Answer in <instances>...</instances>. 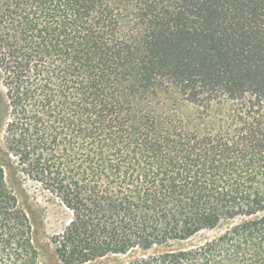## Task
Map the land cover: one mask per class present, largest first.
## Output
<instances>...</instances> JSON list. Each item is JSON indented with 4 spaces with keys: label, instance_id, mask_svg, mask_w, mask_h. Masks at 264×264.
Returning <instances> with one entry per match:
<instances>
[{
    "label": "trees",
    "instance_id": "16d2710c",
    "mask_svg": "<svg viewBox=\"0 0 264 264\" xmlns=\"http://www.w3.org/2000/svg\"><path fill=\"white\" fill-rule=\"evenodd\" d=\"M8 165L62 264H264V0H0V264H44Z\"/></svg>",
    "mask_w": 264,
    "mask_h": 264
},
{
    "label": "rangeland",
    "instance_id": "374dc122",
    "mask_svg": "<svg viewBox=\"0 0 264 264\" xmlns=\"http://www.w3.org/2000/svg\"><path fill=\"white\" fill-rule=\"evenodd\" d=\"M6 172L9 184L15 188L21 203L27 207L33 220L35 239L42 262L44 264H62L54 252V246L50 238L65 227L70 219L71 212L56 198L43 190L40 185L30 180L21 182L11 166L6 167ZM219 230H202L187 240L174 241L172 246H189L203 242Z\"/></svg>",
    "mask_w": 264,
    "mask_h": 264
}]
</instances>
